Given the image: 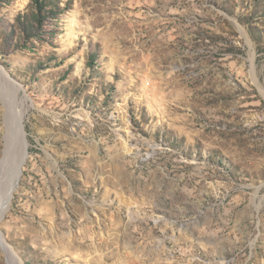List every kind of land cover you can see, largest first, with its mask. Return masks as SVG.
<instances>
[{
    "label": "rangeland",
    "instance_id": "1",
    "mask_svg": "<svg viewBox=\"0 0 264 264\" xmlns=\"http://www.w3.org/2000/svg\"><path fill=\"white\" fill-rule=\"evenodd\" d=\"M48 1L29 39L0 3L19 264H264V0Z\"/></svg>",
    "mask_w": 264,
    "mask_h": 264
},
{
    "label": "bare ground",
    "instance_id": "2",
    "mask_svg": "<svg viewBox=\"0 0 264 264\" xmlns=\"http://www.w3.org/2000/svg\"><path fill=\"white\" fill-rule=\"evenodd\" d=\"M11 126H9V128L13 130L11 135H12V138L14 135L15 137L14 141L17 142V145L15 147V156H13V159L11 162V176L8 179V181H6L5 186L3 187L0 186V213L4 212L7 209L8 205L10 204V201H11L10 197L12 193L11 189L14 185L15 180L17 179V177L19 176L21 172L22 162L28 151L27 141L25 138L23 123H22L20 115L15 116L14 124ZM0 247L7 253L8 259L10 260L12 264H19V261L17 257H15L16 255H14V252H12V250L9 249L7 245L5 244L1 232H0Z\"/></svg>",
    "mask_w": 264,
    "mask_h": 264
},
{
    "label": "trees",
    "instance_id": "3",
    "mask_svg": "<svg viewBox=\"0 0 264 264\" xmlns=\"http://www.w3.org/2000/svg\"><path fill=\"white\" fill-rule=\"evenodd\" d=\"M5 1L0 0V3ZM54 2L52 1L51 4L48 0H31L30 12L16 17L18 27L22 30V36L24 35L25 39L38 37L37 33L42 29L44 23L49 19L57 18L64 12L65 8H62L57 1Z\"/></svg>",
    "mask_w": 264,
    "mask_h": 264
},
{
    "label": "water",
    "instance_id": "4",
    "mask_svg": "<svg viewBox=\"0 0 264 264\" xmlns=\"http://www.w3.org/2000/svg\"><path fill=\"white\" fill-rule=\"evenodd\" d=\"M13 130L7 127L3 139H4V146L2 150V156L0 158V186L3 187L6 184V181L11 176V162L13 159V156H15V147L17 145V142L14 141L15 137L12 133Z\"/></svg>",
    "mask_w": 264,
    "mask_h": 264
}]
</instances>
